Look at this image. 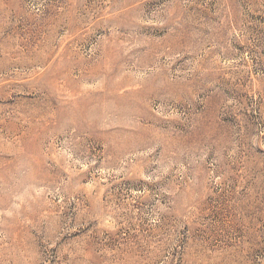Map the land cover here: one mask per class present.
Segmentation results:
<instances>
[{"label": "rangeland", "instance_id": "rangeland-1", "mask_svg": "<svg viewBox=\"0 0 264 264\" xmlns=\"http://www.w3.org/2000/svg\"><path fill=\"white\" fill-rule=\"evenodd\" d=\"M0 264H264V0H0Z\"/></svg>", "mask_w": 264, "mask_h": 264}]
</instances>
